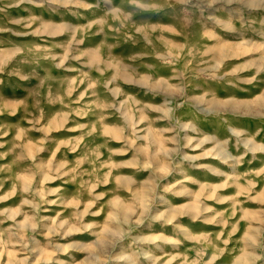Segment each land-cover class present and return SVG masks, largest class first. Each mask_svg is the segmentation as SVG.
Returning <instances> with one entry per match:
<instances>
[{
    "label": "rangeland",
    "instance_id": "obj_1",
    "mask_svg": "<svg viewBox=\"0 0 264 264\" xmlns=\"http://www.w3.org/2000/svg\"><path fill=\"white\" fill-rule=\"evenodd\" d=\"M0 264H264V0H0Z\"/></svg>",
    "mask_w": 264,
    "mask_h": 264
}]
</instances>
